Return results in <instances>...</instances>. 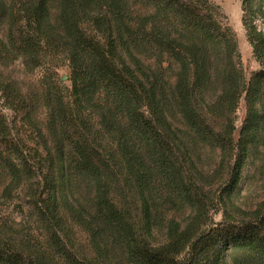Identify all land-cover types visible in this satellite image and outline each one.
<instances>
[{
  "label": "trees",
  "instance_id": "obj_1",
  "mask_svg": "<svg viewBox=\"0 0 264 264\" xmlns=\"http://www.w3.org/2000/svg\"><path fill=\"white\" fill-rule=\"evenodd\" d=\"M19 5L0 37V62L49 69L31 96L0 77L1 99L14 113L11 122L0 112V177L5 198L28 189V218L37 220L40 234L20 236L0 220V264H230L229 251L264 264V207L254 222L204 230L198 220L183 229L174 220L161 222L171 198L164 190L187 206L197 201L167 118L171 98L204 143L230 147L229 194L248 150L264 140V33L256 26L264 0H241L242 26L260 65L248 81L237 66L234 35L207 0H56L55 16L50 0ZM141 56L153 59L154 68ZM60 64L69 70V89L56 80ZM207 93L233 110L244 94L247 115L237 142L233 128L217 137L199 115V98ZM41 108L43 127L36 117ZM77 179L90 190L87 205L74 204ZM77 227L94 256L78 244ZM160 229L163 241L154 236Z\"/></svg>",
  "mask_w": 264,
  "mask_h": 264
},
{
  "label": "rangeland",
  "instance_id": "obj_2",
  "mask_svg": "<svg viewBox=\"0 0 264 264\" xmlns=\"http://www.w3.org/2000/svg\"><path fill=\"white\" fill-rule=\"evenodd\" d=\"M21 1L23 0H0V37L6 33L8 15L11 9L17 12ZM129 1L131 3L135 2V0ZM207 2L216 10L217 19L221 25L225 29H229L234 35L237 46V66L241 69L246 81H248L252 73L260 69V65L252 53L242 26L241 0H207ZM50 3L51 14L55 16L56 0H50ZM256 26L258 30L264 33V15L256 20ZM141 57L140 60L146 68H154L155 61L153 59ZM48 69V67H44L31 71L26 69L21 61H16L13 64L6 63V65L0 62V77L14 82L26 96H31L41 87L43 79L48 75ZM54 72L57 74L58 85L64 90L69 89V70L66 65L60 64V67L55 69ZM176 72L177 67L173 64L167 72L171 85L175 83ZM63 78H66V80H63ZM51 80L54 82L53 78ZM212 89L214 92L219 90V88ZM217 96L216 93L215 95L207 93L199 98V115L202 116L204 123L208 125L212 132H215L217 137L227 135V130L231 131L233 128L235 130L234 142H237L241 125L247 115L243 101L244 94L241 95L238 107L235 110H233L232 104L227 103V101L216 99V103L214 98ZM209 105L211 106L209 107ZM0 112L12 122L14 113L6 107L1 96ZM45 116L46 112L43 108L36 113L37 121L42 127L44 126ZM167 118L182 143L185 152L184 158L187 161L185 171L188 175L189 173L193 175L191 182L195 184L196 190H191V193H197V201L195 206H187L177 192L164 190L166 195L171 198L170 203L165 204L163 210H161V222L174 220L183 229L198 220L197 225L201 230L215 227L225 221L235 224L254 222L259 210L264 207V140L258 143L256 147L248 150L238 186L234 192L229 194L225 192L224 188L227 185L229 168L233 162V153L229 150L230 147L204 143L186 122L174 98L170 99ZM43 132L45 133V130ZM15 133L14 129L13 134ZM18 135L20 137L30 136L28 133L27 135L18 133ZM28 143L30 146H34L31 141H28ZM5 181L6 179L0 177L1 224L6 222L11 226L13 232L20 236L27 235L31 239L38 237L40 232L37 220L34 217L28 218L31 209L28 189L23 187L19 190H13L14 192L5 198L2 196ZM71 188L74 189L72 190V194L75 196L74 201L78 199L83 201L81 202L83 205H87L90 194L89 188L78 179L72 182ZM68 200H71L70 195H68ZM70 204L72 205V203ZM74 204L76 206L81 205L76 201ZM70 223L74 227L76 222L71 219ZM74 233L78 244L86 247L85 254L94 256L91 251H88L89 244L84 241L86 234L83 229L77 227L74 229ZM154 236L158 241H163L165 232L160 229ZM226 259L230 264H238L237 261L242 264H256L250 261L246 255L232 251L227 253Z\"/></svg>",
  "mask_w": 264,
  "mask_h": 264
},
{
  "label": "water",
  "instance_id": "obj_3",
  "mask_svg": "<svg viewBox=\"0 0 264 264\" xmlns=\"http://www.w3.org/2000/svg\"><path fill=\"white\" fill-rule=\"evenodd\" d=\"M63 80H66V78H63Z\"/></svg>",
  "mask_w": 264,
  "mask_h": 264
}]
</instances>
